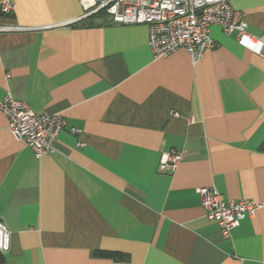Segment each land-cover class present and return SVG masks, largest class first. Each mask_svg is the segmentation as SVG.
<instances>
[{"label": "crops", "instance_id": "0c3cea01", "mask_svg": "<svg viewBox=\"0 0 264 264\" xmlns=\"http://www.w3.org/2000/svg\"><path fill=\"white\" fill-rule=\"evenodd\" d=\"M91 2L13 0L0 15V101L65 121L36 159L0 112L2 264H264V45L213 25L197 63L154 59L146 25L88 19ZM230 5L264 42V0ZM172 150L175 171L159 172ZM201 188L262 208L224 238Z\"/></svg>", "mask_w": 264, "mask_h": 264}, {"label": "built area", "instance_id": "2783aa9c", "mask_svg": "<svg viewBox=\"0 0 264 264\" xmlns=\"http://www.w3.org/2000/svg\"><path fill=\"white\" fill-rule=\"evenodd\" d=\"M96 1L98 4L96 5ZM231 0H92L90 7L105 9L112 22L119 25H146L147 46L154 59H162L183 49L192 64L197 63L207 49L214 47L209 28L217 25L225 35H234L243 46L258 52L262 39L250 35L247 23L235 12ZM13 0L0 4V15L12 16ZM0 26V32L9 31ZM0 112L7 128L17 141H24L36 159L52 153L64 129L59 114H37L20 101L6 95L0 101ZM171 116L178 118L177 113ZM72 134L80 131L71 129ZM77 146H81L80 143ZM181 153L170 151L158 163L161 173L174 172ZM200 205L208 221L216 222L224 238L239 225L243 215L252 216L262 208L261 203L249 200H226L213 188L198 190ZM10 233L0 220V254L9 249Z\"/></svg>", "mask_w": 264, "mask_h": 264}, {"label": "trees", "instance_id": "16d2710c", "mask_svg": "<svg viewBox=\"0 0 264 264\" xmlns=\"http://www.w3.org/2000/svg\"><path fill=\"white\" fill-rule=\"evenodd\" d=\"M105 13H106L105 9H100L97 12L93 13L88 19L93 20V19H95L98 16L104 15ZM96 256L112 258V257H117L118 255L117 254H113V253L98 252V253H96ZM3 262H4L3 254H0V264H2Z\"/></svg>", "mask_w": 264, "mask_h": 264}]
</instances>
